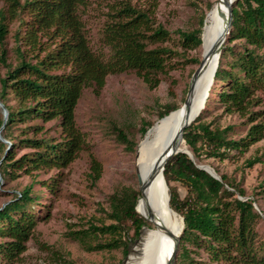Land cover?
<instances>
[{
  "label": "trees",
  "instance_id": "16d2710c",
  "mask_svg": "<svg viewBox=\"0 0 264 264\" xmlns=\"http://www.w3.org/2000/svg\"><path fill=\"white\" fill-rule=\"evenodd\" d=\"M153 1L152 9L148 10L130 2H121L112 9L103 30L102 40L110 53L105 59L91 47L81 16L89 0H8V10L0 19V62L8 68L7 76L1 79L0 101L3 110L8 111V118L0 110V130L22 125L25 127L21 133L32 134V137L15 138L17 143L7 152L0 144L3 181H15L20 172L31 176L44 169H65L79 157L85 138L77 126L75 112L84 91L92 89L100 95L109 76L128 72H135L150 89L161 84V76L173 68L176 53L166 46L171 33L154 18L157 0ZM233 16L234 29L220 58V63L225 59L227 62L220 64L215 74L216 92L205 104L204 114L202 112L184 134L185 144L195 159L204 154L208 159L224 161L231 151L244 153L264 140V121H259L264 118V111H254L261 103L258 94H264V54L261 53L264 50V0H239ZM8 18L19 22L13 49L15 66L8 64V50L4 47L10 33L6 24ZM178 33L184 49H196L203 44V28ZM237 41L241 44L231 46ZM9 95L16 99V107L8 106ZM217 104H222L228 114L248 117L251 127L245 137L233 140L230 135L235 127L221 128L203 121L204 116L210 114V108ZM174 111V108L166 110L161 118ZM39 121L58 122L63 139L54 142L38 138L44 132V127L36 123ZM10 136L12 134L7 135ZM118 137L129 143L122 130H118ZM24 149L35 153L18 157ZM259 162L249 161V167ZM92 171L94 181L100 180L102 166L94 161ZM164 177L170 207L183 217L185 224L179 264H200L193 257L199 252L190 247L204 249L216 264H264L261 254L264 245L259 244L256 231L261 215L257 212L256 200L246 198L245 189L225 175L221 176V181L215 179L183 153L169 160ZM174 183L187 189L185 199L181 200L178 190L172 186ZM57 186V181H52L45 184V189L55 193ZM32 193V188L28 187L0 210V240H3L0 264H16L34 236L38 218L32 206L42 196ZM141 198L139 190L127 188L111 196L108 215L113 223L96 227L94 231L110 234L113 240L95 249L125 247L123 238L132 231V238H140L146 224L136 210Z\"/></svg>",
  "mask_w": 264,
  "mask_h": 264
},
{
  "label": "rangeland",
  "instance_id": "374dc122",
  "mask_svg": "<svg viewBox=\"0 0 264 264\" xmlns=\"http://www.w3.org/2000/svg\"><path fill=\"white\" fill-rule=\"evenodd\" d=\"M152 1L89 0L88 5L81 10V16L93 50L105 59L109 58V50L102 40L103 30L109 20L108 14L115 6L121 2H130L133 6L148 10L152 9ZM215 2L216 0L155 2L157 7L154 18L171 33V40L166 46L176 53L172 70L167 75L161 76V84L156 89H150L135 72H128L109 76L100 95H96L92 89L84 91L75 115L85 143L83 151L69 167L44 169L34 172L31 176L20 172L21 175L15 181L12 179L3 181L0 172V210L5 209L16 194H20L28 187L32 188L33 196H42L32 206V211L38 218L34 236L27 243V251L16 264H127L129 262L139 236L136 239L132 238L134 234L132 231L128 237L123 238L127 244L125 247L122 245L112 250L95 249L97 246L112 242L113 238L110 234L96 233L94 228L113 223L108 214L111 212L110 198L114 193L123 188L138 191L137 177L131 172L134 170L139 145L146 138L149 130L165 118L161 117L166 110L174 108L177 111L185 105L195 73L203 61L204 51L203 44L196 49H184L178 31L193 32L203 28L204 36L208 13L213 9ZM8 7V0H0V19L6 14ZM6 24L10 33L4 47L8 50V64L15 66L13 49L16 46L15 32L19 22L15 18H8ZM229 38L225 47L229 45ZM240 44L241 42L237 41L231 46ZM261 53L264 54V50ZM220 62L221 59L218 67L220 64L226 65L227 60ZM7 72L8 68L0 62V92L1 79L7 76ZM214 74L215 72L211 76L201 74L197 79L193 101L198 99L199 105L201 102L207 105L216 92ZM258 97L261 103L254 111L262 112L264 94L260 92ZM7 104L16 107L17 101L14 96L9 95ZM206 109L202 111L203 114ZM0 110L3 108L0 107ZM209 113L204 116V122L214 123L221 128L235 127L230 135L233 140L245 137L251 127L248 124V117L228 114L224 112L222 104L212 106ZM259 121H264V118ZM36 123L44 127L43 134H39L38 138H47L54 142L63 139L58 122ZM24 127L19 125L6 131L0 130V144L4 145L5 152L17 143L14 141L15 138L32 137V134L21 133ZM118 130H122L127 135L129 143L119 139ZM9 134L12 136L7 137ZM182 143L192 153L185 142ZM31 153L35 152L24 149L20 151L18 157ZM194 160L198 162V166H210L219 176H227L236 186L245 189L246 198L256 200L255 206L261 215L256 231L259 234V244L264 245V140L252 145L244 153L231 151L230 156L224 161L208 159L204 154L199 159L194 157ZM252 160H260V162L249 167V161ZM94 161L99 163L103 170L98 181L93 179ZM52 181L58 183L55 193L45 189V184H50ZM172 186L178 190L181 200L186 198L185 187L177 183ZM236 197L240 196L236 195ZM175 214L181 223L182 241L184 219L176 212ZM119 238L117 236L116 240ZM190 250L199 252V255H193L196 262L216 264L211 262L204 249L190 247ZM181 253L180 242L175 264H179ZM261 254L264 255V248Z\"/></svg>",
  "mask_w": 264,
  "mask_h": 264
},
{
  "label": "bare ground",
  "instance_id": "6f19581e",
  "mask_svg": "<svg viewBox=\"0 0 264 264\" xmlns=\"http://www.w3.org/2000/svg\"><path fill=\"white\" fill-rule=\"evenodd\" d=\"M230 1L216 0L214 8L208 13L203 36L202 75L211 76L218 68L220 58L211 51L218 44L228 17ZM195 93V92H194ZM205 109V102L199 105L198 99L191 102L190 110ZM197 112V111H196ZM184 106L156 123L140 143L134 162L133 175L137 177L142 198L136 208L145 219L136 248L127 264H169L176 244L181 236V223L170 207L169 193L162 171L154 175L155 168L175 142L181 128L187 123ZM179 148L187 150L180 141Z\"/></svg>",
  "mask_w": 264,
  "mask_h": 264
},
{
  "label": "water",
  "instance_id": "95a60500",
  "mask_svg": "<svg viewBox=\"0 0 264 264\" xmlns=\"http://www.w3.org/2000/svg\"><path fill=\"white\" fill-rule=\"evenodd\" d=\"M237 1L238 0H236L234 2L230 1L229 7H228L229 8V13H228L229 17H228L226 27L221 34V38H220L218 44L211 51L212 54L214 53L215 55H218L219 58L221 57L223 49H224L225 45L227 44L228 38L231 36V33L234 29V16L233 15H234V6H235ZM203 69H204V61H202L199 69L195 73L194 80H193V83L191 85L188 98H187L185 105H184V110L187 113L186 114L187 115V121H186L187 123L181 128V130H180L175 142L173 143L172 147L168 150V152L165 154L163 159L158 163L157 167L155 168L154 175L157 174L159 171H162L163 175H164V172H165V169H166V166H167L169 160L173 156H175L179 153L187 154L189 156V158L194 161V157H193L192 153H190L188 150H181L179 148V145H180V141L185 142L184 141V134H185L186 129L188 127H190L197 120V118L200 116V114L202 112V110L200 108H197V110H195V114H193V110H190V106H191V102H193V95H194V91L196 89L197 79L202 74ZM217 69L215 70V74H216ZM215 74H214V76H215ZM0 107L4 108V105L1 103V101H0ZM202 107L204 109V105ZM4 110H5L4 111L5 112V118L7 119L8 118V111L6 109H4ZM198 168L206 171L212 177L221 181V176H219L210 166H198ZM211 170H213V171H211ZM166 185H167V183H166ZM167 188H168V186H167ZM168 191H169V189H168ZM169 201H170V196H169ZM180 242H181V236H179L176 239L174 253H173L172 259H171L169 264H175L176 263L177 256L179 253Z\"/></svg>",
  "mask_w": 264,
  "mask_h": 264
}]
</instances>
